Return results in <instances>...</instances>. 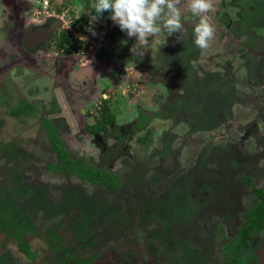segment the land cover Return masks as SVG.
Returning a JSON list of instances; mask_svg holds the SVG:
<instances>
[{
  "label": "flooded vegetation",
  "instance_id": "obj_1",
  "mask_svg": "<svg viewBox=\"0 0 264 264\" xmlns=\"http://www.w3.org/2000/svg\"><path fill=\"white\" fill-rule=\"evenodd\" d=\"M94 2L95 0H0V114L6 119L15 117L19 122L25 124L24 118L34 117L38 119L40 117V107L43 110L47 108V105L54 108L55 114L53 117L48 116L41 120V129H44L48 135L47 140L57 162L50 165L49 171L54 174L74 173L77 177L88 181L92 185H101L112 192H116L120 188L117 177L111 172L91 168L83 158L72 159L63 143L58 128L72 131L74 128V114L78 112V117L83 125L85 140L90 142V145L93 144L94 147H97L96 145L101 147L100 141L106 136L111 137L116 145L122 139L130 141L135 136H138V143L146 144L148 143L147 134L152 131V127L155 128L153 114H156V111H146L145 108L139 105L140 99L138 97H144L148 94L146 97L149 100L161 90L159 98L165 95L162 91H166L167 95L171 94L168 101L160 99L157 102L164 118L169 115L174 116V112L171 113V110L166 112L167 107L174 99L176 101V104L174 103L175 112L193 111V117L198 121L199 125H197L199 127L193 126L189 134L200 129L209 131L212 134L217 132L220 128L219 122L215 119L219 118L215 115L217 106L223 109L222 113H224L228 109L227 107H230L231 111L232 106L238 104V100L233 93L234 85L247 86L255 91L259 87L264 88V0H213L214 9L206 15L210 17V23L215 28V37L210 41L209 47L203 50L197 48L192 42L194 39L192 27L198 22L199 17L193 15L189 10V0H180L178 7L182 14V21L187 28V35L179 40L177 39L178 34L168 37L164 32L150 37V43L144 48L145 54L142 58L131 55L129 49L137 41L135 38L129 39L125 33L119 30L118 26L111 21L110 12H105L103 17L95 23L94 31L97 29L105 31H100V34H98L99 40L96 44H89L94 41H91L88 37L95 38L97 36L96 33L93 35L86 30L90 24V17L87 14L93 11ZM85 11L88 13L84 14ZM222 34L230 38L234 45L241 43L240 49L234 53L241 55L244 66L242 65L240 69L242 68L243 76L247 79L245 83L242 82L243 79L242 81L232 82L229 90L228 88L226 90L224 85L219 86L220 74L212 70L207 69L209 72L202 79H199L203 68L200 64L206 62L213 66L214 62L219 59L216 49ZM82 37H86V39ZM164 42L165 44H163ZM226 48L230 49V43L226 45ZM85 59L90 60L91 63L84 62ZM231 60H235V58ZM232 64L234 65L233 62ZM171 68L178 70L174 76L170 74ZM136 72L143 74V77L138 78ZM230 72L231 69L227 70L225 77L222 79H232L234 76H231L233 73ZM262 92L264 91L261 90ZM183 93L188 95L185 100L181 98ZM116 95L119 98L117 101H115ZM112 96H114V99L111 101ZM131 96L133 98L137 97V103L133 101L134 104H131L132 101H129ZM191 96L195 98H191ZM195 99L197 100L194 101ZM33 100H36L35 103L37 104L34 105ZM161 100L163 101L161 102ZM14 102H18V104L14 105ZM115 102L118 103L119 113L113 110L112 105ZM204 104L207 109L201 110L199 107H203ZM16 111L21 113L15 115L14 112ZM214 115L217 117H214ZM176 123L174 122V125ZM253 136L260 139L257 133ZM261 140H263L262 137ZM55 143L59 144L61 153L57 150ZM171 143V138L164 140L162 147V156L165 160H168L169 165L164 164L157 170L145 169L147 174L170 175L176 172L175 169H169L168 167L177 158L172 151ZM102 145L107 148L108 143L104 141ZM123 149L128 150V145H125ZM202 151L205 154L203 157H198L201 158L200 161L198 160L201 166L204 162L207 164L210 159L216 160L219 157L222 160L226 157V160H222L224 162L221 164L226 166L225 168L230 173L225 176H223V173L221 175L218 173V175H215L218 180L213 181L211 172L207 171L210 184L204 183L205 186L201 184V187L204 186L203 189H207L203 192L207 195V199L204 198L203 203L209 206L214 201H218L217 208L213 209L212 206L211 212L214 213L212 216H217V220L224 219L230 229V223L232 224L238 219V217H235L240 210L238 208L233 209L231 204L233 202H230L233 193L231 185L227 184L226 188L217 189L218 185L228 180V176H230V179L238 176L241 181L240 188L250 187L258 198L259 202L256 205L258 207L261 199L254 192L253 187L264 192V184L261 187L257 185V181L260 180V176L257 175L258 172L253 169L252 165L246 164L234 144L230 143L228 145L226 142L213 141ZM24 154L27 153L24 152ZM61 155H66V158L73 163H80L94 172H100L104 178L107 175L112 177L115 184L110 182L107 184L105 179L101 182H94L88 179L84 172H77L73 168L69 171L53 169V165L62 166ZM124 156L128 157V154ZM245 178L251 179L253 184L245 182ZM174 186L178 187L171 190V187L166 185L163 187V191L160 192L161 194L152 192L147 198H136L132 202L133 208L128 212L126 211V217L119 218L120 220L116 219L115 226L119 229L118 234L126 235L125 231L131 230L134 215H140V222L142 220L146 222L149 218H152V212H155L157 217H161L160 209L152 204L155 199L165 198L162 201L167 204V207L172 205L171 209L173 211H171L176 213L170 215L172 216L169 218L170 221L178 216L179 209L186 210L183 203L185 200L183 201L182 198L186 199L188 197L193 207L194 200L190 198L187 192L181 190L179 182H175ZM39 187L37 185L33 189L37 191ZM232 187L234 189L236 186ZM180 192H183L184 195L182 194L179 199L177 195L180 196ZM238 195L240 196V192ZM77 199L79 201V195ZM181 199L183 202L179 204L178 201H181ZM81 202H84L83 204L88 210L94 209V211H85L80 207H75L72 211L67 210V217L69 216L70 219L64 221V227L61 230L48 228L43 223H37L32 214L29 216L25 214L23 216L24 221L18 219V225H15L12 217H9V215L3 216L0 213V234L5 237L7 243H14L17 247V253L23 255L26 260H31L37 255L31 249V240L32 238H38L47 245L46 250L49 251L46 257L47 264H94L98 257L97 254L85 257L79 256L74 248L71 250V246L77 244L86 248L85 245L90 243L93 233L90 216L93 218H97V215L98 218L101 216L98 206H92L93 203L97 202H91L92 204L88 205L89 199L85 197H81ZM196 204L202 203L198 202ZM256 207L239 215L240 219L243 220L239 223L240 230L235 236H232L230 241L224 243L220 250L222 255L227 258L223 264H264V237L261 239V234L264 233V218L261 227L253 230L249 227V219L246 218V215ZM198 208H200V205H197L196 212ZM56 211L58 210L56 209ZM11 212L15 217L22 215L17 208ZM58 212L60 214L64 213L62 209H59ZM179 212L181 214V211ZM184 213V222H190L189 220L194 218L192 217L194 215L191 216V212L187 217H185L187 213ZM79 218L82 220L78 221ZM170 221L166 220L163 225H160L161 232L166 235L165 240H160L158 236L161 232L157 231L148 233L143 244L131 238L128 242H132L131 244L139 252L141 248L146 250L151 258L154 251H150L151 254L149 253L151 246L148 241L152 243L156 241L159 245H163V242H165L164 245H168L167 241H170V239H173L175 243L178 239V249L162 251L167 253L164 255L170 260L171 254L177 252L180 254L187 245L185 239L187 235L177 236L173 232L171 233V228L168 226L171 223ZM68 224L69 229H66ZM71 225L77 226L80 230L79 233L74 234ZM43 229L46 230L44 234L42 233ZM69 230H72L73 237L72 240L65 242L64 237L70 232ZM213 230L216 231V228H213ZM9 231L10 233L13 232V236H10ZM215 231L213 232L215 233L214 236H217L219 232L216 234ZM81 238L86 243H80ZM190 238L191 234L188 236V239ZM240 241L241 245H239ZM20 242L26 245L28 254L21 249L22 244L20 245ZM128 242L118 244L127 247ZM198 242L201 241L198 239ZM59 243H61L62 248L59 245L56 246ZM236 245L239 248L236 249ZM65 246L68 250L62 252ZM196 247L197 250H200V264H214V259L218 253L212 243L207 247L201 248L197 245ZM184 255L186 256L187 253L184 252ZM173 260L171 259L168 263L172 264ZM124 261L127 262V260ZM134 261H138V259ZM95 263L97 264V261ZM173 264L177 263L173 262Z\"/></svg>",
  "mask_w": 264,
  "mask_h": 264
},
{
  "label": "rangeland",
  "instance_id": "obj_2",
  "mask_svg": "<svg viewBox=\"0 0 264 264\" xmlns=\"http://www.w3.org/2000/svg\"><path fill=\"white\" fill-rule=\"evenodd\" d=\"M86 12L87 11H85L84 14L88 13ZM101 30L103 32L105 31L103 29H97L95 31L97 34L95 38L88 37L91 41H94L93 43H89L90 45L98 42V34H100ZM220 36L221 39L216 49L219 54V59L214 62L213 66L206 62H202L200 66L202 65L203 68L199 79H202L204 75L209 72L207 69L212 70L220 74L221 79L219 80V86L224 85V88L226 90L228 88L229 90L232 82H236L237 80L242 81L243 79L242 82L245 83L247 79L243 76L242 68L240 69L242 65L244 66L241 55H236V53H234L240 49L241 43L234 45L225 34ZM225 39L227 40L226 42ZM229 43L230 49H227L226 45ZM232 58H235V60H231ZM84 62L87 61L85 60ZM230 69V73H233L231 76L234 77L229 80H223L222 78L225 77L227 70L229 71ZM107 70L109 71V69ZM177 72L178 70L176 68H171L170 70L172 76ZM233 88V93L238 100V104L232 106L231 111L230 107H227L228 109L224 112L225 114L222 113L223 109L218 106L216 110L214 109L215 115L219 116L218 118L214 115V117H217L215 119L219 122L220 128L213 134L203 129L189 134L193 126L197 127L199 125L198 121L193 117V111L175 112L174 110L176 107L174 105L176 101L174 99L166 109V112L170 110L171 113L174 112V118L170 115L164 118L161 113V108H158L159 105H157V102L160 101V99L168 101L171 94L167 95L166 91H162L165 95L159 98L158 96H161V90H156L158 92L153 95L152 99L149 98V100L146 97L148 94L144 97H138L140 99L139 105L145 108L146 111H156V114H153L155 128L152 127V131L147 134L146 139L148 143L146 144L138 143V136H135L130 141L122 139L118 145H116L111 137L106 136L100 141L101 147L99 145L94 147L93 144L90 145V142L85 140L83 125L81 119L78 117V112L74 114V128L72 131L59 127L61 138L67 148L69 156L75 160L83 158L91 168L102 169L103 171L113 173L120 183V188L116 192H112L101 185H92L88 181L77 177L74 173L54 174L49 171L48 168L50 165L57 162L47 140L48 135L44 129H41V120L48 116L53 117L55 114L54 108H50L47 105V110H43V108L40 107V117H38V119L34 117L24 118L23 121L25 124L19 122L15 117H8L6 119L0 114V198L2 197L5 202L7 198L11 211L13 208H17L21 212L20 214L22 215L18 218L22 219V221H24L23 216H25V214H28V216L32 214L37 223H43L44 226L55 230H61L64 227V221L70 219L69 216V218L67 217V210L72 211L75 207L83 208L85 211L88 210L84 206V202H81V197L89 199V202H87L88 205L97 202L93 203L92 206H98V211L101 213V216L99 218L98 215L97 218L90 216L93 231L90 243L85 245L86 248L78 244H74L75 246L73 247L71 246V250L74 248V251L79 256L82 255L87 257L91 254H97L98 257L97 260L94 261V264H96V261L97 264H134L136 262H138L136 264H169L168 261L170 262L171 259H174L173 262L177 264H200V250H197L196 245L202 248L209 246L211 243L218 253L214 259V264H223L227 258L224 257L220 251L222 245L230 241L232 236H235L240 230L241 226L239 223L242 219H240L239 215L246 212L248 209L256 207L259 200L250 187L240 188L239 185L241 181L238 176H234L233 179H230V176H228V180L222 184V187L226 188L227 184H229V186H236L234 189L232 187L233 201L231 200V202L233 203L231 204L233 209L236 210L238 208V210H240L235 217H238V219L232 224L230 223L229 229L224 219L221 218L217 220V216H212V214H214L211 212L212 206L214 207L213 209L217 208L219 205L218 201H214L213 204L209 206L203 203V201L207 199V195L203 192L205 190L207 191V189H203L204 186L201 187V184H210L207 171L211 172V179L213 181L218 180L215 176L218 175V173H220V175L223 173V176L230 173L225 168L226 166L221 164L226 160V157L222 159L224 161L220 160L219 157L216 160L210 159L207 164L204 162L203 166L199 163L201 158L198 157H203L205 153L202 150L213 141L226 142L228 145H230V143L234 144L243 160L246 161V164L252 165L253 169L258 172L257 175L260 176V180L257 181L258 179H255L257 185L261 187V185L264 184V182H262V180H264V92L261 93V90L264 91V88L261 89L259 87L255 91L250 87L239 86L237 84L234 85ZM123 89L125 90V88ZM116 94L118 95V92ZM117 95L115 96V101L119 99ZM187 96V94L183 93L181 98L185 100L188 98ZM191 98L195 97L191 96ZM113 99L114 96L111 97V101ZM163 100H161V102ZM196 100L197 99L194 101ZM33 101L34 105L37 104L35 103L36 100ZM129 101H132L131 104H134L133 101L137 103V97L133 98L131 96L129 97ZM166 102H164L165 105L168 103ZM14 103V105L18 104V102ZM41 105L43 106L44 103ZM112 107L113 110L117 111L116 113H119L118 103L115 102ZM199 108H201V110L207 109L205 104L203 107ZM197 116L199 115L197 114ZM174 122H177L176 125H174ZM256 133L260 136V139L262 137L263 140L260 141L259 138H255L253 135ZM169 138L172 140V151L176 154L177 158L174 159V163L168 167L169 169H175L176 172L170 175L147 174L145 169L152 168L157 170L164 164L169 165L168 160H165L162 156L163 141ZM103 140L108 143L107 148L102 145V143H104ZM123 144L128 145V150L123 149L125 147ZM24 152L27 154H24ZM122 154H128V157ZM234 155L236 154L234 153ZM176 166H178V168H176ZM201 177H203V180L200 179ZM256 178H258V176H256ZM175 182H179L181 190L187 192L190 198L194 200L193 207L191 201H187L189 199L188 197H186V199L182 198L185 202L181 199L178 203L180 204L183 202L187 211L179 209L181 214H179L180 212L178 211V216H175V218H172L173 220L170 221L171 219L169 218L172 217L170 215L176 213L172 212V205L167 207V204L162 201L165 198L155 199V201H152V204L160 209L161 217H157V214L152 212V218H149L146 222L142 220V222H144L142 223L140 222V215H134V222L131 226V230L125 231L127 233L126 235L118 234L119 229L115 226L117 222L116 219L118 218L117 220H120L126 217V211L128 212L133 208L132 202L135 201L136 198H147L152 192L159 194L166 185L173 190L174 187H178L174 186ZM37 185L40 187L36 191L33 187ZM12 186L13 188H11ZM239 192L240 196L238 195ZM180 194V196L179 194L177 195L178 198L181 197L182 194L184 195L183 192H180ZM78 195L80 196L79 201L77 199ZM172 195L173 193L171 196ZM195 202L202 204H196ZM197 205H200V208H198L196 212ZM56 209L58 211L62 209L64 213L60 214ZM90 211H94V209ZM155 211L157 212V210ZM184 212L187 213L185 217L191 212V216L194 215L192 216L194 218L189 220L190 222H184ZM81 220V218L78 219V221ZM166 220L171 222L168 224L171 228V233L173 232L177 236L187 235L185 238L187 240V245H185L184 248L185 251L183 249L182 252L180 250V254H178V252L171 254L170 260L164 255L167 253H163L162 251L178 249V239L176 243L173 239H170V241H167L168 245H164L165 242H163V245H159L156 241H153L155 244L148 241L151 246L149 253L151 254V252L154 251L151 258L146 250H142L143 248H141L139 252V250L131 244L132 242H128L131 238L143 244L145 241L144 238L148 233L161 232L160 225H163V222H166ZM124 224H122V226H124ZM72 228L74 234L79 233L80 230L77 226L71 225V229ZM213 228H216V231L213 230ZM66 229H69V224ZM45 231L46 230L43 229L42 233L44 234ZM69 231L70 232L68 234L66 233L67 235L64 237L65 242L72 240L73 233L71 232L72 230ZM214 231L216 234L219 232V234L214 236ZM9 234L13 236V232L10 233L9 231ZM190 234L191 238L188 239ZM261 236L262 239L264 233H262ZM158 237L160 240H165L166 235L164 232H161ZM198 239L201 242H198ZM79 242L86 243L83 238H81ZM121 242H128V246L126 247L118 244ZM184 243L186 244L185 240ZM58 245L62 248L61 243L56 244V246ZM65 245L67 244L65 243ZM46 247L47 245L41 241V239L32 238L31 249L35 251L37 255L31 260H26L23 255L17 253L15 244L7 243L5 237L0 234V264H47L46 257L49 251L46 250ZM65 250H68L66 246L63 248L62 252ZM189 250L191 251L187 252ZM184 252L187 253L186 256H183ZM136 259H138V261H134ZM124 260H127V262ZM173 262L171 263L173 264Z\"/></svg>",
  "mask_w": 264,
  "mask_h": 264
},
{
  "label": "clouds",
  "instance_id": "obj_3",
  "mask_svg": "<svg viewBox=\"0 0 264 264\" xmlns=\"http://www.w3.org/2000/svg\"><path fill=\"white\" fill-rule=\"evenodd\" d=\"M179 2L180 0H95L93 11L87 14L90 24L86 30L95 35V23L105 12H110V19L119 30L129 39L135 38L137 41L129 49L131 55L142 58L145 54L144 48L150 43V37L164 32L168 37L178 34L179 40L187 35V28L178 7ZM188 8L193 15L199 17L192 27V42L197 48L206 49L215 37V28L210 23V17L206 15L214 9L213 0H189ZM135 74L138 78L143 77L139 72Z\"/></svg>",
  "mask_w": 264,
  "mask_h": 264
},
{
  "label": "trees",
  "instance_id": "obj_4",
  "mask_svg": "<svg viewBox=\"0 0 264 264\" xmlns=\"http://www.w3.org/2000/svg\"><path fill=\"white\" fill-rule=\"evenodd\" d=\"M19 113H21L20 111H16V112H14V114L15 115H17V114H19ZM56 144V148H57V150H59V152L61 153L62 151L60 150V147H59V144H57V143H55ZM60 160L62 161V166L61 165H53L52 166V168L53 169H56V170H63V171H69L70 169H74L75 171H77V172H84V175L88 178V179H90V180H92V181H94V182H101V181H104V179H105V182H107V184H109L108 182H110V183H113V184H115L114 183V179L112 178V177H110V176H106L105 178H104V176H102L101 174H100V172H94V171H92V170H90V169H88V168H86L85 166H82L80 163H73V162H71V161H69L67 158H66V155L64 156V155H61L60 156ZM244 181L245 182H247V183H249V184H253L252 183V181H251V179H249V178H245L244 179ZM204 186H205V184H204ZM219 186H221V187H219ZM231 188H232V186H230ZM219 188H223L222 187V184L221 185H218V187H217V189H219ZM216 189V190H217ZM213 190V189H212ZM221 190V189H220ZM253 190H254V192L260 197V206H258V207H256L254 210H252V211H250L247 215H246V218H248L249 220V227L253 230V229H259L260 227H261V224H262V220H263V218H264V192H262V191H259L258 189H256L255 187H253ZM214 191V190H213ZM4 193H6V192H4ZM3 193V194H4ZM6 198V197H5ZM190 199H188L187 201H189ZM230 202H231V200H230ZM11 207H9V204H8V202H7V198H6V202L4 201V199L1 197L0 198V212H1V214L3 215V216H7V215H9V217H12V220H13V223L15 224V225H18V223H17V221H18V219H20V218H18V217H15L14 215H13V213L11 212ZM13 209H15V208H13ZM221 212H222V210H220ZM237 212V211H236ZM231 214V213H230ZM243 239V238H242ZM22 243L20 242V245H21ZM242 243H241V241H240V243H239V245H241ZM236 249L237 248H239V246H237L236 245V247H235ZM21 249L25 252V253H27L28 254V251L26 250V245H24V244H22L21 245ZM31 257V256H30Z\"/></svg>",
  "mask_w": 264,
  "mask_h": 264
}]
</instances>
